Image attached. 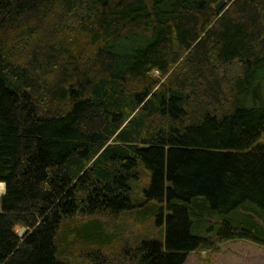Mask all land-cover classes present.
Here are the masks:
<instances>
[{
  "label": "trees",
  "instance_id": "trees-1",
  "mask_svg": "<svg viewBox=\"0 0 264 264\" xmlns=\"http://www.w3.org/2000/svg\"><path fill=\"white\" fill-rule=\"evenodd\" d=\"M219 1L0 0V264L102 251L108 224L67 221L132 209L142 174L164 238L133 264L264 245V0Z\"/></svg>",
  "mask_w": 264,
  "mask_h": 264
},
{
  "label": "rangeland",
  "instance_id": "rangeland-1",
  "mask_svg": "<svg viewBox=\"0 0 264 264\" xmlns=\"http://www.w3.org/2000/svg\"><path fill=\"white\" fill-rule=\"evenodd\" d=\"M238 67L230 68V75H235ZM155 75L158 73L155 72ZM229 73L227 76H230ZM264 141V139H263ZM146 177L140 175V179L134 183L132 199V209L120 212L116 216L110 214H98L85 216L74 215L70 224L82 223L90 220L108 224L110 232L114 234L111 243L102 251H93V248L85 243H79L70 251L71 262L73 264H133L132 254L136 250L139 242L147 239L162 240L164 236V219H160V224L155 223L159 214L154 210L155 217L152 219H142V211L147 208V201L143 200L142 188L146 185ZM5 190L3 184L1 193ZM157 205V204H156ZM165 211V210H164ZM163 213V209L161 211ZM19 230V227H16ZM28 231V228H27ZM24 232L23 236L26 235ZM202 236V235H201ZM204 237V236H203ZM162 238V239H161ZM206 246L189 252L182 264H264V245H260L248 239H220L206 236Z\"/></svg>",
  "mask_w": 264,
  "mask_h": 264
},
{
  "label": "water",
  "instance_id": "water-1",
  "mask_svg": "<svg viewBox=\"0 0 264 264\" xmlns=\"http://www.w3.org/2000/svg\"><path fill=\"white\" fill-rule=\"evenodd\" d=\"M225 3H226L225 0H220V1L216 4L215 9H216V10H221V9L224 7ZM4 192H5V191H3L1 194L3 195ZM25 231H27V228H26V227H23V226L20 227L19 230H18V232H17L18 236H19V237H22Z\"/></svg>",
  "mask_w": 264,
  "mask_h": 264
},
{
  "label": "bare ground",
  "instance_id": "bare-ground-1",
  "mask_svg": "<svg viewBox=\"0 0 264 264\" xmlns=\"http://www.w3.org/2000/svg\"><path fill=\"white\" fill-rule=\"evenodd\" d=\"M2 187H3V184H2V183H0V189H2Z\"/></svg>",
  "mask_w": 264,
  "mask_h": 264
},
{
  "label": "crops",
  "instance_id": "crops-1",
  "mask_svg": "<svg viewBox=\"0 0 264 264\" xmlns=\"http://www.w3.org/2000/svg\"><path fill=\"white\" fill-rule=\"evenodd\" d=\"M3 184V183H2Z\"/></svg>",
  "mask_w": 264,
  "mask_h": 264
}]
</instances>
